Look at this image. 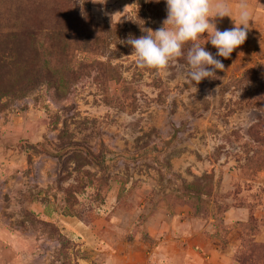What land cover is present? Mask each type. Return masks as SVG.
<instances>
[{
    "label": "rangeland",
    "instance_id": "rangeland-1",
    "mask_svg": "<svg viewBox=\"0 0 264 264\" xmlns=\"http://www.w3.org/2000/svg\"><path fill=\"white\" fill-rule=\"evenodd\" d=\"M166 16L164 0H0V139L13 131L2 154L16 161L1 167L2 203L58 237L53 264H83L85 250L29 208L45 200L95 224L97 264L116 262L124 237L151 245L170 231L186 238L172 264H189L187 244L210 264H264V15L198 84L191 42L162 70L131 54L127 39Z\"/></svg>",
    "mask_w": 264,
    "mask_h": 264
},
{
    "label": "crops",
    "instance_id": "crops-1",
    "mask_svg": "<svg viewBox=\"0 0 264 264\" xmlns=\"http://www.w3.org/2000/svg\"><path fill=\"white\" fill-rule=\"evenodd\" d=\"M211 3L212 5L224 4L230 9V17H216L215 19L216 27L220 29L223 28V30L227 27L232 28L239 25L241 4H245L249 13V24L247 29V34L249 36L254 35L257 31L258 16L264 15V13L258 11L256 3L250 0H211ZM3 133L2 131V134ZM12 133L13 131L11 132L9 129L7 133L3 135L4 137L0 139V175L3 165L6 166L13 163L16 169V161L12 159L7 161L2 154L5 147H7L5 145L6 142H14ZM24 167V179L26 182L28 179L26 173L27 165L25 164ZM11 170H14V168H10V171ZM259 184L264 187V175L260 176ZM2 193L3 192H0V243L1 245L5 244L6 249L3 256H1V264H53L51 258L52 256L54 257V252H51L55 244L60 246L58 237L56 238L45 231L33 228L29 224L30 222L21 215L22 205L16 204L10 205V207L6 206L2 203ZM57 204L59 206L54 209L52 202H50V200H45L38 204H30L29 208L36 212V217L39 219L48 223H53L57 228L58 236L62 235L63 237L73 240V242H76V248H79L80 251L85 250V255L84 253H80L79 256H77V260L81 261L83 264H97L94 258L97 251L91 250V246L92 244L95 246V243L99 242V240L97 237L91 236L88 231V229L94 227L95 224L91 222L86 223L81 217L75 214V211L66 209L63 201ZM258 213L259 217L264 219V195H262V201L258 205ZM259 232V238L264 239V222ZM152 234L155 238V231H153ZM185 240V237L176 236L174 232L170 231L163 237L153 240L154 242L151 245L138 241V246L130 247L128 237H124V239L120 240V248L118 250L115 249L118 258L114 257L116 262H113V264H172L171 260L176 254L171 250ZM39 244L43 245L41 246L43 249L40 250L41 253L38 255L35 251L36 249H40ZM86 253L88 254L86 255ZM184 254L189 260V264L193 259L196 261L203 259L204 264H210L209 259H216L214 256H211V258H202L200 255L194 254L190 244H187ZM108 262L106 261L102 264H110Z\"/></svg>",
    "mask_w": 264,
    "mask_h": 264
},
{
    "label": "clouds",
    "instance_id": "clouds-1",
    "mask_svg": "<svg viewBox=\"0 0 264 264\" xmlns=\"http://www.w3.org/2000/svg\"><path fill=\"white\" fill-rule=\"evenodd\" d=\"M164 2L167 16L162 26L155 31L143 29L146 35L130 37L126 41L132 48L131 54L135 56L137 64L157 70L166 69L183 55V46L191 42L186 57L190 82L198 84L205 78L215 76L216 70H224L223 62L216 57L229 58L245 42L249 24L246 5L241 4L239 25L220 31L210 20L215 17H230V9L226 5L218 4L213 13L211 0ZM202 38L217 49L215 55L198 42Z\"/></svg>",
    "mask_w": 264,
    "mask_h": 264
}]
</instances>
